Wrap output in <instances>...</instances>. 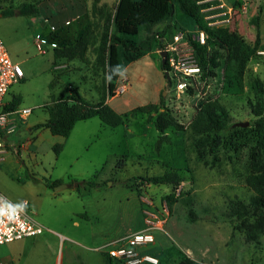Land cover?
Segmentation results:
<instances>
[{"label": "rangeland", "instance_id": "obj_1", "mask_svg": "<svg viewBox=\"0 0 264 264\" xmlns=\"http://www.w3.org/2000/svg\"><path fill=\"white\" fill-rule=\"evenodd\" d=\"M22 1L26 0H0V37L24 73L21 81L9 87L4 103L15 99L16 108H31L17 130L7 137L6 152L0 156V192L13 202L28 201L35 218L66 222L68 230L107 229L109 233L135 229L140 220L143 222V209L150 208L142 200L151 199L162 228L151 231L155 241L144 250L156 254L160 264H175L183 256L205 264H264V227L251 239L247 230L257 217L251 214L237 220L228 211L230 200L248 203L252 195L246 182L254 145L255 116L249 101L253 107L258 106L253 85L256 79L264 84V54L257 52L247 63L244 92L236 96L221 92L227 47L207 34L206 57L213 51L221 54L218 66L212 68L213 74L204 75L200 70L187 81L186 87H179L176 77L170 75L169 86L165 87L164 71L160 70L157 55H153L155 67L151 66L150 72L142 77L131 76L129 82L121 76L109 92L105 74L95 65V38L84 60L70 61L53 59L49 45L45 53H40L34 42L42 37L57 46L71 43L88 22L97 38L100 20L91 11L92 0H31L37 2L36 15L2 16L1 11L15 8ZM116 1L99 0L98 5L105 3L112 7ZM197 3L207 23L217 21L208 24L211 27H228L250 43L258 31L261 41L258 51H264V0H197ZM171 20L190 37L201 31L178 7ZM163 25L158 23L149 32L140 27L133 36L121 35L120 67L127 55L135 53L133 49L139 51L140 39ZM155 35V41L151 38L143 52L152 49V44L159 49ZM122 83L125 90L117 92ZM160 85L162 91L156 102L159 110L176 117L184 129H166L167 138L157 145L160 132L152 122L156 113L130 114L134 107L153 101L156 97L153 88ZM74 87L88 101L103 97L113 109L126 114L127 120L110 127L92 117L77 121L67 137L52 134L41 126L49 117L46 105ZM210 99L223 103L231 116L230 126L223 133L224 141L230 144L219 146L215 157L207 147L195 144L189 129L200 104ZM238 122L247 125H237ZM56 144L61 145L59 150L54 148ZM166 170L176 171L181 182L174 186L143 179ZM55 180L68 186L53 196L50 193L55 186L51 183ZM75 183L81 186L76 189ZM170 193L175 198L171 205L165 198ZM72 212L79 228L67 220ZM15 243L16 240L0 244V256L11 252Z\"/></svg>", "mask_w": 264, "mask_h": 264}, {"label": "trees", "instance_id": "obj_2", "mask_svg": "<svg viewBox=\"0 0 264 264\" xmlns=\"http://www.w3.org/2000/svg\"><path fill=\"white\" fill-rule=\"evenodd\" d=\"M98 3L99 0H92L91 3L92 13L98 15L100 20V30L97 38L93 34L91 24L88 22L73 42L51 47L53 49V59L84 60L86 51L95 38L97 42L94 56L95 65L105 74L106 89L111 92L114 89L115 81L120 75L118 46L121 45V35H136L140 27L149 32L152 26L158 23L164 24L160 30L156 32L152 30L151 35H146L144 40L140 39L139 45H137L139 51L133 49L135 53L131 56L127 55L125 59L130 61L138 58L143 53L144 46L149 47L151 38L152 41H155L153 40L155 34L156 38V36L162 37L165 35L171 37L175 30L185 32L182 27L171 20L174 6H176L181 12L191 17L205 34L216 38L227 47L228 54L224 66L221 92L234 96L243 94L247 63L257 56V51L261 46L258 31L255 33L254 41L250 43L237 33L230 31L228 27H211L206 22L197 0H117L112 7L105 3L101 5H98ZM38 11L37 2L26 0L19 3L15 8L1 11V14L2 16H30L36 15ZM186 34L193 46L196 60L203 74H213L212 68L218 66L217 58L221 57V54L218 51H213L211 56L207 58L205 54L206 46L195 43L188 33ZM157 44L159 47L161 46L160 41ZM159 67L162 71H165L167 65L160 62ZM168 86L169 81H166L165 87ZM253 86L258 106L253 107V104L249 101V106L252 105V113L255 116L253 119L254 145L250 151L251 171L246 179L252 190V195L248 203L240 199H232L228 202V211L237 220L244 219L251 214L257 217L256 221L247 230L248 237L251 239L256 238L264 227V84L256 79ZM160 99H162L161 94ZM15 102L16 100L13 99L9 103H4L3 110L15 109ZM46 109L49 117L41 126H46L52 134L63 137H67L75 123L80 120L98 117L102 123L110 127L118 126L127 120L126 114L118 113L105 102L103 97L95 102L88 101L78 93L75 87L68 93H60L50 104L46 105ZM138 112L147 113L148 115L156 113L152 122L160 132L157 145L167 138V134L164 133L166 129H184L183 124L178 122L176 117L167 111L159 110L158 103L136 106L131 110L130 115ZM230 118L229 110L218 99L202 102L189 123V129L195 144L207 147L212 156L215 157L219 146L230 144L224 141L223 137V133L230 126ZM54 148L59 150L61 145L56 144ZM143 179L153 184H173L174 186L182 180L176 171L171 170ZM59 183L60 180H55L51 183V186ZM74 185L76 189L81 186L80 183ZM165 198L169 205L175 200L173 193L166 195ZM189 214L193 216V211L189 210ZM158 264H160V259ZM175 264L205 263L189 256H183Z\"/></svg>", "mask_w": 264, "mask_h": 264}, {"label": "built area", "instance_id": "obj_3", "mask_svg": "<svg viewBox=\"0 0 264 264\" xmlns=\"http://www.w3.org/2000/svg\"><path fill=\"white\" fill-rule=\"evenodd\" d=\"M210 18V16L206 17ZM217 21H209L208 24H214ZM53 29V27H51ZM206 34L201 30L196 37H191L195 43L205 45ZM156 39L161 42L158 52L165 51V63L169 76L176 77V82L179 87H186L187 81L196 77L200 73V66L196 60L194 49L190 43L186 32L175 31L171 37L156 36ZM40 53H45L49 45L55 47L56 43L48 41L45 38H37L34 40ZM259 54H264V51H257ZM24 77L23 70L19 62L14 61L0 37V156L6 152L7 137L17 130V126L31 112V108L22 107L11 110H3L4 96L9 87L21 81ZM125 83H122L117 92L125 90ZM13 145L14 143H10ZM24 144L21 145V148ZM1 159V157H0ZM150 208L143 209L144 227L141 230L135 231L120 237L106 244L107 255L110 259L117 260L123 264H158L159 259L152 253L145 252L144 248L147 245L154 243L155 238L151 232L153 229H161L159 214L153 206L151 199L142 200ZM164 211L167 212L166 204ZM45 227L37 222L31 214L29 203L22 200L15 203L9 200L0 192V244L11 242L41 234Z\"/></svg>", "mask_w": 264, "mask_h": 264}, {"label": "crops", "instance_id": "obj_4", "mask_svg": "<svg viewBox=\"0 0 264 264\" xmlns=\"http://www.w3.org/2000/svg\"><path fill=\"white\" fill-rule=\"evenodd\" d=\"M175 7L176 6H174L173 11L175 10ZM153 55H157V58L160 61L159 52L152 44V49L146 50L134 60H126L124 62V65L120 67L119 78L124 76L123 79L126 82H129V77L131 76L142 77L143 74L150 72L151 66L152 68L155 67L156 58ZM161 91V85L154 87L153 92L156 97L153 101L148 103H156ZM108 104L110 105L109 102ZM116 111L121 113L118 110ZM67 186L68 185L65 187ZM56 191V189H53L50 194H53L54 196ZM18 202L20 201H15V203ZM73 215H75V212H72L70 215L68 214L67 220H71V225L73 227L79 228L80 223L78 220L73 219ZM33 218L42 224L45 227V230L39 235L16 240L14 249L9 253L0 256V264H123L120 261L108 257L106 244L120 237L141 230L144 227V222L140 220L135 229L127 230L126 232L123 230H117L116 232L109 233L107 229L93 230L91 228L79 231L68 230L66 222H53L35 217ZM86 218H88V215H86ZM153 255L157 256L156 254Z\"/></svg>", "mask_w": 264, "mask_h": 264}, {"label": "water", "instance_id": "obj_5", "mask_svg": "<svg viewBox=\"0 0 264 264\" xmlns=\"http://www.w3.org/2000/svg\"><path fill=\"white\" fill-rule=\"evenodd\" d=\"M159 55H160V62H161V64H164L165 63V51H160L159 52ZM164 75H165L166 80L169 81L170 76H169V74H168L167 71H164ZM236 124L237 125H241V126H245V125H247V122H238ZM65 186L66 185L58 184L57 186H55V189L56 190H59V189L65 187Z\"/></svg>", "mask_w": 264, "mask_h": 264}]
</instances>
